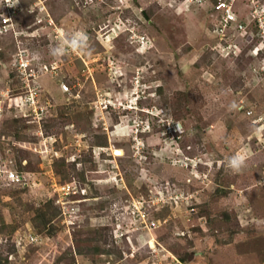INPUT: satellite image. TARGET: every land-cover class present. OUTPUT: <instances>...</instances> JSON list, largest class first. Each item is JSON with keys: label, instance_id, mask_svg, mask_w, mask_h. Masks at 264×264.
Instances as JSON below:
<instances>
[{"label": "rangeland", "instance_id": "rangeland-1", "mask_svg": "<svg viewBox=\"0 0 264 264\" xmlns=\"http://www.w3.org/2000/svg\"><path fill=\"white\" fill-rule=\"evenodd\" d=\"M189 1L0 3V162L23 176L0 182V264H264V0L228 26ZM76 32L87 51L50 53ZM67 183L87 193L63 206Z\"/></svg>", "mask_w": 264, "mask_h": 264}, {"label": "built area", "instance_id": "built-area-1", "mask_svg": "<svg viewBox=\"0 0 264 264\" xmlns=\"http://www.w3.org/2000/svg\"><path fill=\"white\" fill-rule=\"evenodd\" d=\"M49 1L50 0H35V5L39 8V10H42L43 12L47 13L48 12L47 3ZM73 1L75 2L76 5H81V4L90 5L94 2L99 3V1H105V0H73ZM198 1L199 3H203V2H207L208 0H198ZM233 1L234 0H221L218 3L217 8L222 10L224 14L223 15L224 26H228L232 23L237 22L238 16L233 10V5H232ZM22 2H24V0H3V1L1 0L0 1L2 8L6 9L7 11L11 10L14 12L16 11L18 7L23 5ZM189 5H191L190 1H189ZM118 8H121V6H117V9ZM254 16L256 15L254 14ZM12 18L13 17L11 15H7L3 17V21H2L3 23L0 26L1 33L8 32L11 29V27L14 25ZM48 20L53 22L52 18L51 19L49 18ZM37 21L42 22V19L39 18ZM239 26L241 28L246 27V23L244 22V20H243V23H241ZM17 55L18 57L17 59H15L14 64L17 65L18 69L23 74H27V79L24 80L25 87H27L31 91L30 96L23 98L21 103L17 106L20 108V110H25L24 116H28L30 114V109L31 110L33 109L36 111L37 106H38L35 100V97H36L35 92L37 94V90L39 88L38 85L36 84V78H37L38 71L33 67H29L30 62L27 58H25V55H23V53H18ZM55 68H56L55 66H52V70H55ZM32 80H34L35 83L34 82L32 83L31 82ZM59 87L63 93H71L72 91L70 85L66 81H61L59 84ZM4 181H9L11 183H19V184L23 183V176L21 175V173L17 171L16 169H14L13 167H11L9 163H6V161L4 163L0 162V182H4ZM80 192H82V194L87 193L86 189H77L73 184H70V183L63 184L59 187V194L61 196L59 197L58 201L61 202V204L64 206L68 202L66 198L69 195H72L75 193L79 194ZM83 200H84V197L83 199H80V201H83ZM39 236H40L39 234L37 235L33 232H28L25 235H22V234L15 235L13 240L15 244H17L18 246L21 245L23 242L24 243L28 242L30 244H33L39 241V238L41 237Z\"/></svg>", "mask_w": 264, "mask_h": 264}, {"label": "clouds", "instance_id": "clouds-1", "mask_svg": "<svg viewBox=\"0 0 264 264\" xmlns=\"http://www.w3.org/2000/svg\"><path fill=\"white\" fill-rule=\"evenodd\" d=\"M65 46L73 51L85 52L88 50L87 36L82 32L73 33L70 37L63 39L60 45L50 49V53L54 56H59L65 52ZM231 107L236 108V103L233 102ZM227 166L233 171L239 172L244 166V159L240 155H233L228 159Z\"/></svg>", "mask_w": 264, "mask_h": 264}, {"label": "bare ground", "instance_id": "bare-ground-1", "mask_svg": "<svg viewBox=\"0 0 264 264\" xmlns=\"http://www.w3.org/2000/svg\"><path fill=\"white\" fill-rule=\"evenodd\" d=\"M115 152L118 153V154H121L122 153V150L116 149Z\"/></svg>", "mask_w": 264, "mask_h": 264}]
</instances>
